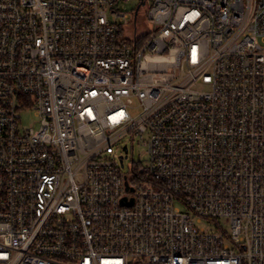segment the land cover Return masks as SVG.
I'll list each match as a JSON object with an SVG mask.
<instances>
[{
  "label": "built area",
  "instance_id": "built-area-1",
  "mask_svg": "<svg viewBox=\"0 0 264 264\" xmlns=\"http://www.w3.org/2000/svg\"><path fill=\"white\" fill-rule=\"evenodd\" d=\"M124 1L0 0V264H264V0Z\"/></svg>",
  "mask_w": 264,
  "mask_h": 264
},
{
  "label": "rangeland",
  "instance_id": "rangeland-1",
  "mask_svg": "<svg viewBox=\"0 0 264 264\" xmlns=\"http://www.w3.org/2000/svg\"><path fill=\"white\" fill-rule=\"evenodd\" d=\"M147 3H150L151 0H144ZM141 0H127L124 2H121L119 5V9L128 14V15H132L134 13V11L136 10V8L140 5ZM146 27H149L150 30L153 29V25L150 22H146L144 24ZM144 25L139 24L137 26V31L138 33L144 30ZM261 46H264V43H260ZM19 123L20 126L23 128L26 127H31L33 126L35 129L38 127V123H37V117L34 115L33 110H24L21 112V118L19 119ZM129 147L131 148V144H129ZM141 148L135 143L134 145V150H133V161H138L140 158L139 152H140ZM146 161V158H143V162ZM130 163V154L128 156V158L125 160V169L127 168V166ZM177 205L180 206V208L184 209V207L181 204ZM218 222L220 223L221 227L224 230H228L229 227V223L228 220L225 218H220L218 219ZM204 227H207V229L212 230L214 229V225L213 224H209L206 221H203V223L201 224Z\"/></svg>",
  "mask_w": 264,
  "mask_h": 264
},
{
  "label": "water",
  "instance_id": "water-1",
  "mask_svg": "<svg viewBox=\"0 0 264 264\" xmlns=\"http://www.w3.org/2000/svg\"><path fill=\"white\" fill-rule=\"evenodd\" d=\"M121 202H122V203H125V198H123V199L121 200Z\"/></svg>",
  "mask_w": 264,
  "mask_h": 264
}]
</instances>
